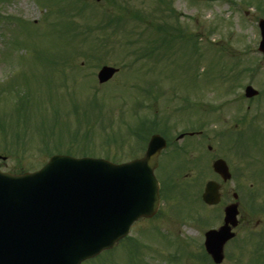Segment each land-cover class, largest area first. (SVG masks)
Wrapping results in <instances>:
<instances>
[{"label": "rangeland", "instance_id": "obj_1", "mask_svg": "<svg viewBox=\"0 0 264 264\" xmlns=\"http://www.w3.org/2000/svg\"><path fill=\"white\" fill-rule=\"evenodd\" d=\"M253 1L256 4L248 5L249 0H78L74 1L78 7L73 8L74 4L67 0H0L1 14L19 23L8 31L12 30L20 38L19 42L24 41L20 48L27 47V53L22 54L24 63L13 49L8 59L0 55V119L6 116V120L15 121V112L11 110L16 89L24 88L30 94L25 111L28 124L24 128L28 132L15 128L11 121H4V127L0 128V144L7 143L5 150H0V170H11L15 164L24 170L39 168L46 156L39 151L38 125L45 121L55 124V134L49 141H62L63 151L67 152L68 148L76 156L87 152L98 157L108 151L117 162L141 157L144 153L143 145L128 137L126 129L136 125L139 117L154 114L162 120L166 118L165 126L176 122L179 125L174 128L175 134L205 127L206 139L187 137L181 142L187 152L177 154L173 161L171 156L166 158V165L173 171L162 183V193L165 190L167 198L161 199L160 209L152 221L141 220L129 234L139 244L134 264H200L197 262L202 261L197 243L202 241L206 230L219 225L223 205L206 208L199 202L197 195L201 194L205 182L212 179V174L206 172L202 177L196 173L193 165L196 156L203 165L215 157L228 158L235 173L232 180L222 185V191L230 194L243 188L249 195V223L237 228L238 238L228 248L221 264H264L253 259L257 256L255 241L264 240V214L256 212L264 203V57L257 51V22L264 19V13L256 7L264 0ZM81 5L85 6L84 12L71 19ZM105 14L126 16L116 24L115 33H110L108 25L107 31L98 26ZM134 15H140L141 19L133 18ZM57 18L58 22L51 25ZM66 19L82 27L94 25L93 32L89 36L77 33L59 36L56 27L64 26ZM158 25L179 29L184 37L170 30L175 35L167 37L165 46L145 59L133 61L145 45H159L156 38L159 35L155 32ZM4 33L7 35L6 29ZM129 40L135 43L127 48ZM4 49L0 44V52ZM58 59L65 62L57 66ZM103 65L119 71L106 84L98 85L96 74ZM250 68H254L252 73ZM12 75L11 87L8 80ZM246 84L261 96L233 101L242 95L241 87ZM150 85L153 91L167 92L168 97L158 95L155 99H145L139 89ZM93 93L103 106L102 127L111 139L110 146L103 143L106 135L101 133L102 129L99 131L95 115L91 120L82 113ZM174 93L177 100L170 98ZM184 97L215 110L207 116L196 104V120L197 116L206 118L189 124L195 116L192 104L184 107L182 114H173L179 99ZM136 101L144 109L133 114ZM72 102L81 113L80 124L75 117L65 116ZM195 125L196 128H191ZM74 129L78 132L76 140L67 144ZM221 129H226L231 136L243 133L244 155L227 151L230 139H223L222 143L215 139L214 133ZM112 138L117 141L115 144ZM197 141L203 143L202 150L195 146ZM24 142H28L27 148ZM83 144L88 147L81 149ZM207 146L213 152L207 154ZM124 246L120 243L111 255L102 256L96 263L125 264L127 248ZM176 256L177 261H171Z\"/></svg>", "mask_w": 264, "mask_h": 264}, {"label": "water", "instance_id": "obj_2", "mask_svg": "<svg viewBox=\"0 0 264 264\" xmlns=\"http://www.w3.org/2000/svg\"><path fill=\"white\" fill-rule=\"evenodd\" d=\"M259 26V50L264 53V21ZM115 72L103 67L99 82ZM255 94L252 88L246 90L248 97ZM158 139L152 138L153 150L159 149ZM155 159L151 150L123 165L54 156L33 174L0 173V264H79L111 248L135 220L151 217L157 209L151 172ZM214 168L226 171L221 161ZM216 189L213 183L206 185V203H216ZM235 213V206L226 208L224 226L206 233L207 251L215 263L222 259L221 246L233 236L228 224L235 225Z\"/></svg>", "mask_w": 264, "mask_h": 264}, {"label": "trees", "instance_id": "obj_3", "mask_svg": "<svg viewBox=\"0 0 264 264\" xmlns=\"http://www.w3.org/2000/svg\"><path fill=\"white\" fill-rule=\"evenodd\" d=\"M76 1H78V0H76ZM73 8H76V7H73ZM76 13L77 14H74L71 17V19H74L75 17H77V15H80L81 8H78ZM119 20H120L119 17H108L105 20V22H103V20L100 21V23H99L98 26L103 31L106 28L107 25L110 26L111 24H113L114 22H118ZM1 22L3 23V20L0 18V24H1ZM64 26L66 27L67 31L70 32V33H73V34L77 33V34H81V35H83V34L87 35V34H91L93 32L92 28H93L94 25L86 24L85 27H82V25H77L75 22H73V21L71 22V20L68 19L65 22V25ZM0 36H1V39L2 40L5 39L4 33H2ZM17 44H18V42H17L16 38L12 37V35L9 38L7 37L2 42V44H1L2 46L5 47V49L2 52H0V55L2 57H8V56H10L11 49H13L14 47H16ZM1 127H2V125L0 124V128ZM5 143H4V145H5ZM3 150H5V148H3ZM21 168L22 167H20L18 165L16 166V164H15L14 168H12V171L15 172V173H22L25 170L24 169H21Z\"/></svg>", "mask_w": 264, "mask_h": 264}, {"label": "flooded vegetation", "instance_id": "obj_4", "mask_svg": "<svg viewBox=\"0 0 264 264\" xmlns=\"http://www.w3.org/2000/svg\"><path fill=\"white\" fill-rule=\"evenodd\" d=\"M194 124H196V122ZM195 127H196V125H195ZM206 138H207V135L204 134L202 139H199V140H204ZM196 146H198L197 149H200V150L203 149V143L201 141L200 142L197 141ZM174 150H175V148L172 149V151H174ZM205 150H206L205 152H207V154H209L210 152H213L210 146L205 147ZM198 154L200 156H202L201 153H198ZM162 156H163L162 153H160L159 162L163 161ZM199 158L200 157H196V171H197L198 174L203 172V170L201 168V165H200L201 163H199ZM217 158H219V157H216L215 159H217ZM211 161H212V159H211ZM206 164H207V161H206ZM207 166H208V164H207ZM156 174L158 176H163L165 174V167L163 166V164H161V163L159 164V166L156 169ZM215 178L217 179L218 176L215 175ZM220 193H221V201L225 200V198L227 196L228 199L226 200V202H227L226 204L231 203V202H228V200H229V196L228 195L229 194H226V192H223L222 191V187L220 189ZM231 196L234 197V193L233 192H232ZM244 201H247V196H246V193H244V190H243V196H241L240 199H238L239 220H240V223L244 222L245 224H248L247 213H245L244 210H243Z\"/></svg>", "mask_w": 264, "mask_h": 264}]
</instances>
